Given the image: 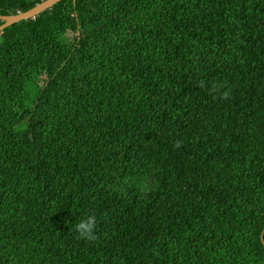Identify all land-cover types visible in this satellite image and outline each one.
<instances>
[{"label": "trees", "instance_id": "obj_1", "mask_svg": "<svg viewBox=\"0 0 264 264\" xmlns=\"http://www.w3.org/2000/svg\"><path fill=\"white\" fill-rule=\"evenodd\" d=\"M0 264H264V0H59L1 30Z\"/></svg>", "mask_w": 264, "mask_h": 264}, {"label": "water", "instance_id": "obj_2", "mask_svg": "<svg viewBox=\"0 0 264 264\" xmlns=\"http://www.w3.org/2000/svg\"><path fill=\"white\" fill-rule=\"evenodd\" d=\"M58 1L59 0H42L25 11H18L15 14L0 15V20L2 21V23L0 24V31L12 23L28 18H33L38 13L50 8Z\"/></svg>", "mask_w": 264, "mask_h": 264}, {"label": "clouds", "instance_id": "obj_3", "mask_svg": "<svg viewBox=\"0 0 264 264\" xmlns=\"http://www.w3.org/2000/svg\"><path fill=\"white\" fill-rule=\"evenodd\" d=\"M203 81H201V85L203 86ZM212 89L219 91V88L222 87V85H211ZM228 93L225 90L222 93V96H227ZM97 227V218L94 214H89L87 212L82 213L76 220V222L73 225V228L75 232L83 238L86 239H92L95 236V229Z\"/></svg>", "mask_w": 264, "mask_h": 264}]
</instances>
